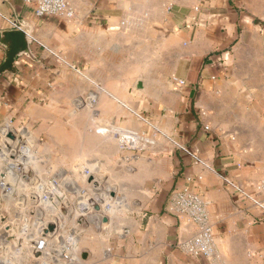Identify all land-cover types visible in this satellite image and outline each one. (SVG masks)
Wrapping results in <instances>:
<instances>
[{
  "label": "crops",
  "instance_id": "crops-1",
  "mask_svg": "<svg viewBox=\"0 0 264 264\" xmlns=\"http://www.w3.org/2000/svg\"><path fill=\"white\" fill-rule=\"evenodd\" d=\"M72 11L69 19H39L27 0H0V33L22 29L33 55L18 58L16 75L0 76V121H30L66 161L109 168L100 212L89 211L82 222L90 228L76 231L83 254L91 264H209L178 249L194 227L169 200L187 188L209 202L219 264H264V219L254 220L224 181L264 201L257 143L241 139L260 128L264 104V79L255 76L264 37L252 19L264 14V0H74ZM4 51L0 44V64ZM89 97L93 106H75ZM118 131H152L169 147L131 151Z\"/></svg>",
  "mask_w": 264,
  "mask_h": 264
},
{
  "label": "rangeland",
  "instance_id": "rangeland-1",
  "mask_svg": "<svg viewBox=\"0 0 264 264\" xmlns=\"http://www.w3.org/2000/svg\"><path fill=\"white\" fill-rule=\"evenodd\" d=\"M252 19L254 25L260 29V35L264 37V14ZM54 56L57 57H54L55 60L61 62L58 60V55ZM68 69L76 75V68L68 67ZM255 69L261 71L255 76L263 80L264 65ZM86 100H74L75 106L78 108L86 105L93 106L94 97ZM44 102L45 98L39 100L40 105ZM260 111V128L256 129L254 136L252 130L248 133L244 131L246 135H241V139L256 141L257 148L254 154L258 159L253 163V167L264 168L263 103ZM249 116V120L253 121L252 114ZM249 116L245 115L244 118ZM229 118L236 120V115ZM42 129L25 119L0 121V264H91L90 257L82 259L85 241L83 243L76 231L90 228L88 224L87 228L84 227L82 220L90 217L89 211L93 212L88 208L90 201L101 198L100 196L104 193L103 188L109 184V168L104 166L99 170L91 162L66 161L59 147L51 146L46 141ZM120 132L115 133L117 139ZM248 134H251L250 138ZM9 135H12L13 139H9ZM138 135L153 142V145H148V148L143 149L144 151L151 150L155 146L159 150L169 147L164 138L160 136L157 138V134L152 131L145 134L146 136ZM249 147L248 144H242L240 149L247 152ZM133 148L134 150L131 151H139L137 147ZM28 172L31 173L29 178L26 177ZM90 176L98 183V189L94 190L92 184L87 183ZM103 180L106 182L102 185ZM101 189L103 192L97 194ZM84 205L89 210L83 209ZM62 209L66 210V215L62 214ZM12 221L16 223L13 227L10 225ZM61 221L65 222L63 227L60 224ZM79 221L81 223H78ZM4 225L10 226V229L13 228L12 236L3 237ZM51 225L54 226V231L47 235L43 234L44 229ZM108 231L109 229H106V232ZM37 246L41 248L35 249ZM5 250L8 251V255L13 254L15 260L3 255ZM216 251L218 258L216 264H219L221 258L217 246ZM104 254L109 259V255L112 254L109 245L105 246ZM2 258H4L3 261H1Z\"/></svg>",
  "mask_w": 264,
  "mask_h": 264
},
{
  "label": "built area",
  "instance_id": "built-area-1",
  "mask_svg": "<svg viewBox=\"0 0 264 264\" xmlns=\"http://www.w3.org/2000/svg\"><path fill=\"white\" fill-rule=\"evenodd\" d=\"M27 2L34 6V14L39 19L51 17L69 19L73 16L72 4L74 0H27ZM17 28L16 26L15 29ZM180 84L183 83L180 82ZM122 132L126 131L120 132V144L123 148H127L129 144L121 139ZM181 149L195 163H201L196 151ZM224 181L238 196L249 203L250 210L255 214L254 220L264 219L263 200L239 188L229 179H224ZM169 206L175 214L183 217L194 227L193 235L178 245L179 251L187 257L203 258L209 264H216L218 258L213 228L209 220L208 201L202 195L182 188L170 196Z\"/></svg>",
  "mask_w": 264,
  "mask_h": 264
},
{
  "label": "water",
  "instance_id": "water-1",
  "mask_svg": "<svg viewBox=\"0 0 264 264\" xmlns=\"http://www.w3.org/2000/svg\"><path fill=\"white\" fill-rule=\"evenodd\" d=\"M0 44L4 46V58L2 63L0 64V76L9 74V75H16L17 68H16V61L20 57H27L29 59H33L32 51H31V45L28 38V35L20 28L13 29V30H7L2 31L0 33ZM9 139H13L12 135H9ZM31 176V173H26V177L29 178ZM106 182V180L101 181L102 185ZM88 184H92V187L94 190L99 188V185L97 182L94 181L93 177H88L87 180ZM96 192V191H95ZM103 192V189L98 190L97 194H100ZM113 197L112 193H109L106 198L111 200ZM72 199V198H71ZM104 204L103 200L100 198H96L94 201H90L88 208H90L92 211L99 213L100 212V205ZM81 207V206H80ZM82 209V208H81ZM83 211V209L81 210ZM62 214L66 215V210L62 209ZM103 224H107V219H103ZM78 223H81L80 221ZM84 227H88V225H84ZM54 226H48V228L44 229L45 235L47 233H51L54 231ZM87 255L83 254L82 259H86Z\"/></svg>",
  "mask_w": 264,
  "mask_h": 264
},
{
  "label": "bare ground",
  "instance_id": "bare-ground-1",
  "mask_svg": "<svg viewBox=\"0 0 264 264\" xmlns=\"http://www.w3.org/2000/svg\"><path fill=\"white\" fill-rule=\"evenodd\" d=\"M104 128V132H105V130H106V132H105V134H106V137H108L109 139L111 138H113L112 137V135H113V133L115 132H113L111 129L112 128H107V127H103ZM103 132V133H104ZM119 132V131H118ZM111 133V134H110ZM123 133V134H122ZM121 133V136H122V140L123 141H125V142H127L128 144H129V148H133V147H138V146H140V147H148V145L150 144V140L148 139V140H146V138H141L138 134H135V133H130V132H122ZM101 134V133H100ZM104 134V135H105ZM118 134V133H117ZM116 134V135H117ZM19 144V143H18ZM52 233V232H51ZM48 234V233H47ZM35 246V245H34ZM41 247H42V245H41ZM40 246H37L35 249H40L41 248ZM36 253V252H35Z\"/></svg>",
  "mask_w": 264,
  "mask_h": 264
}]
</instances>
